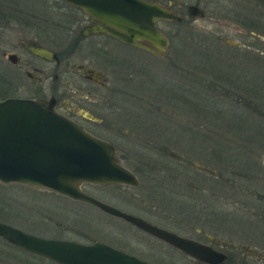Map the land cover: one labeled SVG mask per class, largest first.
Segmentation results:
<instances>
[{
	"label": "rangeland",
	"instance_id": "rangeland-1",
	"mask_svg": "<svg viewBox=\"0 0 264 264\" xmlns=\"http://www.w3.org/2000/svg\"><path fill=\"white\" fill-rule=\"evenodd\" d=\"M178 1L183 5H186L192 4L195 0ZM208 1L216 4L218 7V13H215V15L214 9L211 6L205 8L206 17L202 19L197 18L192 21L194 25L193 28H197L196 31H190L187 26L185 27L183 24H176L166 20L157 21L156 25L158 29L169 38L170 45H172L167 52V55L161 59L157 60L152 57L144 56L143 52H129L127 49L116 46L114 47L120 54H129L132 57L134 54L139 60L143 59V62L145 63L151 62L155 67L148 66L144 68L143 72L133 76L134 82L130 83L127 79L125 68H123L120 63L119 66L120 68H123L124 71L119 69V67H117L118 69L114 68L112 70L108 68L107 70L102 69L108 78V87H118L121 85L127 86V89H124L125 92L122 93L121 98L116 99V101L121 102V111L124 115H129V113L133 111L131 113L132 118L134 119H128L125 122L123 119L122 121L116 119V121L114 118H111L110 122L115 126H105L106 128H110L107 129V131L98 129L96 131L92 130V132L112 140L113 144L117 146V149L120 151V163L130 171L137 172L136 174L141 178V184L139 187L124 185L98 186L89 183H82L80 185L82 191L93 197L117 208L127 209L129 210L128 212L132 211L134 214L138 213L145 215L152 221L159 222L161 220L168 224L171 222L166 221L165 218L162 220L163 216L166 215V212L170 215L177 214V217L185 214L186 218H189L186 219V221L183 220L184 223H186L185 229L187 230V234L196 236L198 234L192 231L194 229L201 230V235L199 234L198 238L204 242H207V240L202 235L204 233L202 231H210L213 229L214 223L210 218L207 219L204 218V216H210L209 214H211L213 210L214 203L223 206L221 208L222 210H220L222 213L225 210L227 211L228 208L232 207L231 201L229 200L230 197L225 193L226 186L219 181V177L217 178L215 176L217 171H219V165H215L208 158L209 156L207 153L202 154L201 151L195 152L188 148H181L172 142L175 139L174 135H176V132H174L173 127L170 126L171 123L168 117H176V119L184 118L186 131L191 128L194 131L196 130L203 133L205 136H209L208 139L212 138L213 134L220 136L214 138L215 140H221L223 142L222 145L217 148L223 152L225 158L231 160H236L242 155L241 151L235 152V148L242 150L244 149V146L247 148L251 147V144H246L239 139V136L249 132V138H253L251 134L258 132L259 130V127L256 123H253L251 117H253L255 121L264 123V109H260L258 114L254 115L252 113L253 110L250 107H246L249 106L247 102L237 100L235 99L236 97H233L232 94L235 93L233 90L225 89L227 93L216 90L215 98L210 96L209 93H211V91H207V87H210V84L209 79L205 76L207 74L204 69L210 71V66H198L197 62L203 59L204 54L201 53L198 57L199 52H195L194 50L199 48V50L201 49L200 51L204 53L208 50L209 52L207 54L211 55L210 58H208L211 61H213L214 57L219 58L224 66L226 65V62L234 64L233 57L228 54V50L225 46H221V50L225 51V53H211L213 49L210 46L213 45V42L221 44L219 39L221 37H228L236 40L241 45H244L246 40L245 35L236 32L234 25L238 24L227 15V9L233 5L240 6L242 0ZM10 4L11 6H14L12 9L23 8L25 12H34V14L23 15L19 14V12L10 11L9 22L6 24L0 22V53L2 51H10L14 48V51H16L20 59L15 65L10 63L6 58L0 56V74L8 76L10 79H17V89L15 90V93L7 97L37 98L43 96L46 98L49 93L46 89L48 81L45 82L46 87H43V83L39 84L37 81L30 82L24 75L23 71L26 70L34 75H38L30 68V65H27V62L29 63V61L35 66H41L44 70L50 65L44 61L30 57L22 51L21 46L18 45V40L16 39L17 37H20L21 33L25 32L26 36L31 37L36 30L40 32L38 29L41 27L44 28L41 26L43 22L38 20L37 16H40L44 21H48L51 17L55 19L56 13H53L51 10L53 0H25L22 5L20 0H12ZM62 10L66 11L64 9ZM255 11L257 12V8H255ZM34 18H37V20ZM215 18L218 20L216 21ZM44 32V30H41V33ZM255 32L264 35L263 31L257 30ZM181 43H184L185 45L184 54L186 55L184 63L185 68L183 71L174 69L168 64L170 59H173V48L178 47ZM260 45V55L257 54L258 56L254 59L258 61H250L246 63L247 68H249L250 71L246 73L248 76L246 77L247 79H249L251 74L259 75L264 78V44L261 43ZM43 46L52 47L53 45L44 41ZM57 46L56 50H61L62 46ZM72 60L77 61L78 58ZM98 63L104 65V62L100 58ZM151 63H149V65ZM64 69L66 70V67L63 66L61 71ZM72 73L74 74L71 75L72 78L67 79V74H64L58 81L63 85V90L66 89L67 91L75 92L79 87H83V90H86L89 84L77 77L75 72ZM125 77L126 80H124ZM162 82H164V84L166 82L168 86V82L179 84L183 87L184 92L186 88L198 92L201 90V94L208 97V100L205 101L206 103L204 107L203 104L199 106V103L196 106L197 102L189 103V101H193V99L189 98L186 94L185 99L187 107L184 109V107L181 106L182 109H180V107L172 105L171 102H173L174 96L170 97L165 87L162 89ZM38 87H40L41 90L43 88L44 93L41 94ZM95 94L98 96L102 95L101 93ZM105 95L107 96V94ZM212 98L217 102L219 101L233 107V109L239 113L238 115H241L240 119L244 120V122L242 123L240 133H235L234 135V133L227 132V122L232 124L234 116L237 114L234 112L228 117V115L225 114V111L219 114L211 112ZM195 99L198 101L199 98L196 96ZM110 100L113 101L114 99ZM236 101L241 102V104ZM129 102H132L134 105L132 109L129 107ZM154 103L167 109L169 115H164L161 110L159 113L155 109H152L150 104ZM85 105L88 107L87 104ZM130 121L131 124H129ZM164 122L168 124H165ZM117 129L121 130V133L126 134L123 138L121 136V141L118 140L120 137L117 138V136H119ZM186 133L187 141V139L190 138V135H188V132ZM257 139L260 138L257 137ZM252 148L257 154H264V148ZM207 150H209V148ZM245 154L247 155V153ZM173 155L184 157L187 161L186 165L188 167H183L185 172V179L183 181L186 183H198L200 188L204 190L200 202L202 208L200 211L201 215L198 219H194L193 217L196 212L195 207H198L197 205L195 206L194 199L178 198L167 204L166 191H160L159 189H161V187L156 189L148 186L149 180L147 179V173H151L150 170L153 166L155 167L153 168L155 170L154 175L157 179H160L161 175L164 177V175L169 174L167 172L178 176V172L175 170H177L178 167L183 166V164L177 162L176 158V160L173 159L171 157ZM262 160L264 162V158H262ZM190 161L194 163V166L201 165L208 168L207 172L211 173L199 171L198 169L191 167V165H189ZM259 166L264 167L261 163ZM158 171H160L161 174L159 176ZM250 173L253 175L251 176L250 181H256V179H253L254 177H259L261 175L264 176V172ZM189 175L191 176L190 178L188 177ZM180 177L183 179L181 174ZM237 179L238 177L234 178V181H237ZM164 180L172 181L167 178ZM238 181L241 182L243 180L240 178ZM259 181H264V177H261ZM210 183H218V193L216 192L215 194L214 188L213 192H209L211 188V185L209 187ZM250 189L252 190L255 188L250 186ZM164 205L166 207L168 206L170 211H167V209L164 210ZM0 220L22 230L37 233L43 237L71 239L82 243H89L93 240L109 242L112 246L124 249L128 253H134L146 258L150 257L147 255V248L140 245L131 243L132 246H130L129 243H126L124 244L125 246H123L109 240L112 239L110 236H114L115 238H120L124 242L130 239V235L132 236L131 238L137 241L139 240L143 242V239L146 240L144 235L135 231L134 228L122 223L120 220L105 216L102 211L87 204L77 201L74 202L60 196H52L51 194L36 193L18 184L0 186ZM175 220L177 221L173 222L176 224L171 223L166 226L174 229L178 228V225L180 226L179 220L178 218ZM224 226L225 224H221L220 227H218L219 230L225 229ZM225 238L226 236L224 235L220 239L224 241ZM2 242L3 241L0 239V264H41L38 263L41 262L39 260L37 262L36 260L29 259V257L25 258L22 252L10 249L8 245ZM43 263L53 264L47 261H44Z\"/></svg>",
	"mask_w": 264,
	"mask_h": 264
},
{
	"label": "flooded vegetation",
	"instance_id": "flooded-vegetation-1",
	"mask_svg": "<svg viewBox=\"0 0 264 264\" xmlns=\"http://www.w3.org/2000/svg\"><path fill=\"white\" fill-rule=\"evenodd\" d=\"M148 2H155L156 4L170 10L173 12L180 20H172L176 24H183L185 26L194 27L192 21L199 18H205V8L211 6L214 9V14L218 13V7L215 3H210L208 0H195L192 4L183 5L178 0H145ZM202 3V4H200ZM0 6L2 9L8 13L10 11L19 12V14H29L33 15L34 12H25L23 8L19 9H12L14 6H9L6 0H0ZM189 6H195L203 13L200 17H192L189 15L187 9ZM257 8V12L255 11ZM62 9L66 10L63 11ZM51 10L53 13H56L55 19L51 17L48 21L42 20L40 16H37L38 20H41L43 23L41 26L44 28H37L34 32V35L31 37L26 36V33H21L18 40V45L21 46L22 51L28 54L32 58H36L40 61H44L48 63L50 66L44 70L41 66H35L30 61L27 62V65H30V68L36 72L38 75H34L31 72L26 70L23 71L24 75L28 78L30 82H38L39 84L43 83V87L45 86V82L48 81V84L45 86L46 89L49 91L48 97L39 96L38 98L43 99H50L53 100V108L54 110L61 114L62 116L70 119L71 121L75 122L79 126H81L86 132L90 135L104 140L113 145L115 150V155L119 159L120 151L117 149L112 142L108 138L95 134L92 130L96 131L98 129H102L103 131H107L106 127L115 126L110 122L111 118L115 120L122 119L126 122L128 119L132 118L131 111L129 115H124L121 111L122 106H120L121 102H117L116 99H120L122 93L125 92L124 89H127V86H112L108 87V78L106 77L105 73L102 69L107 70L110 69H119L123 70L125 68V72L127 75V79L130 82H134L133 76L143 72L144 68L146 67H155L151 62H143V59H138L136 56L133 57L129 54H120L117 49L114 47H120L127 49L129 52H143L144 56L152 57L153 59H161L167 55V52L172 47L170 45L169 38L160 32L167 38V46L162 54H154L149 52L145 49L139 48L137 46H133L126 42L121 41L120 39L110 35L104 30H96L98 27L92 17L84 12L81 11L75 5H72L64 0H53V5L51 6ZM220 12V10H219ZM216 15V14H215ZM228 17H231L238 25H234L235 30L238 34L245 35L246 40L245 44L241 45L234 39H231L234 43H226L223 41V38L228 37H221L219 40L221 43L225 44L226 46L230 47L232 50H237L240 52H247L248 56L257 57L260 55L261 51V43L264 44V40L260 39L259 37L264 38V35L258 34L255 31H263L264 33V0H242V4L240 6L233 5L229 9H227ZM37 18H34L37 20ZM217 21L218 19L215 18ZM159 21V20H157ZM156 21V23H157ZM168 21V20H166ZM215 21V22H216ZM38 24V23H37ZM157 26V25H156ZM158 28V27H157ZM41 30H44V33H41ZM47 41L52 44V47L43 46V42ZM34 46H41L47 49L52 50L55 53V58L53 60H46L42 57L36 56L30 53L27 50V47L30 45ZM57 45H61V50H56ZM64 46V47H63ZM177 51V53H176ZM184 52V43H181L178 47L173 48V59H170L169 65L174 69H178L183 71L185 68V54ZM255 52V53H253ZM15 54L17 57L16 64L20 61L16 51L14 48L10 51H2L0 56L2 58L7 59V54ZM258 54V55H257ZM136 57V58H134ZM77 61H73L72 59H77ZM99 58L104 62V65H100ZM171 58V57H170ZM153 61V60H152ZM106 62V63H105ZM123 68H120V64ZM149 63H151L149 65ZM15 64V65H16ZM106 65V66H105ZM66 67V70H62V67ZM106 67V68H104ZM72 72H75L76 76L79 77L82 81L89 84L86 90H83V87H79L77 91H67L66 89L63 90V85L58 82L61 77L65 74L66 78H72L71 75H74ZM126 80V77L124 78ZM174 87H176L175 83H172ZM40 93H44V90L38 87ZM95 93H101V96L96 95ZM107 94V96L105 95ZM124 95V94H123ZM110 99H114L111 101ZM88 107H86V105ZM152 109L161 110L164 115H169L167 109L159 106L158 104H150ZM129 107L132 109L134 107L132 102H129ZM109 115V116H108ZM124 116V117H123ZM110 118V119H109ZM107 122H106V121ZM116 120V121H117ZM177 125L179 126V135L178 137L174 135L176 139L181 142H185L186 135H185V119L179 118L176 121ZM131 124V121L130 123ZM104 126V127H103ZM106 126V127H105ZM118 140L121 139L126 135L125 133H121V130H118ZM122 136V138H121ZM251 147L256 148H264V143L260 144H252ZM247 159L245 162V172L242 175L241 182L234 181L231 179L230 181L223 183L226 186V194L230 197L231 206L227 209V211H220L223 207L221 204L214 203L213 210L210 216H204V218H210L213 223V229L208 232H204L202 235L207 240L204 242L198 238L199 234L201 235V230L194 229L192 232L198 234L196 236H192L191 234H187V230L185 229V224L183 220L186 221L185 214L179 215L177 214L170 215L166 212V215L163 216L166 221H170L171 223H175L173 221L176 218L179 220L178 228L174 229L171 228L169 225L171 223H164L161 220L158 222L152 221L150 218L146 217L145 215L141 214H134V212H128L129 210L118 208L121 211H124L128 214L136 216L149 224L155 225L161 229H164L178 237L187 238L194 242L200 243L209 247L212 251H214L217 255L214 259V263L212 264H264V181H259L263 175L259 177H254L256 181H250L252 173L250 172H264V167L259 166V164H263L264 162L262 158H264V154H260L255 152L254 150H247ZM174 159H177V162L183 164V166L178 167L177 171L178 176L167 172L169 174L164 175V177L158 171V176L161 175L160 179L154 175V166L151 167V173H147V179L149 180L148 186L150 188H156L160 191H166V199L167 204L171 203L172 200L175 199H194L196 212L193 215L194 219H198L201 215L200 211L202 210L200 202H201V195H203V189L200 188L198 183L192 182H184L185 179V172L183 167L186 168L187 161L184 157L179 155H173ZM190 161L189 165L198 169L199 171L207 172L208 168L203 167L201 165L194 166V163ZM188 167V166H187ZM136 179L139 182L138 186H130V187H139L141 178L136 174L137 172L131 171ZM213 172V171H212ZM211 173V172H207ZM214 173V172H213ZM183 177V179L180 177ZM191 177L190 175L188 176ZM171 179L172 181L164 180V179ZM9 184H17V183H9ZM7 184V185H9ZM90 184V183H89ZM1 185L0 186H7ZM21 185V184H18ZM97 185V184H93ZM112 185H124V184H112ZM210 193L213 192V188L218 193L217 186L218 183H210L209 187ZM24 186V185H21ZM99 186V185H98ZM100 186H108V185H100ZM128 186V185H124ZM250 186L254 191L250 189ZM26 187V186H24ZM29 190H32L36 193H43L47 195H55L60 196L62 198H66L68 200L76 202L77 200L70 199L68 197L56 194L51 191L41 190V189H32L26 187ZM164 189V190H163ZM159 191V192H160ZM88 194V193H87ZM159 194V193H158ZM90 195V194H89ZM212 195V194H211ZM92 196V195H91ZM216 198V196H215ZM216 200V199H215ZM80 202V201H77ZM104 202V201H103ZM198 202V203H197ZM82 203V202H81ZM106 203V202H105ZM85 204V203H84ZM108 204V203H107ZM236 204V205H235ZM88 205V204H87ZM111 205V204H109ZM90 206V205H89ZM113 206V205H111ZM115 207V206H114ZM164 210L170 211L168 206H163ZM95 208V207H94ZM117 208V207H116ZM97 209V208H96ZM99 210V209H98ZM198 211V212H197ZM103 212V211H102ZM104 213V212H103ZM105 216L113 217L117 220H120L122 223L126 224L129 227L135 229V231L141 233L145 236L146 240L143 239V242L137 241L132 236H129V240L122 241L118 237L110 236L112 239H109L111 242L120 244L125 246L124 244L135 243L140 245L148 250V257H142L136 255L134 253H128L124 249H120L119 247L112 246L109 242L98 241L103 244H106L110 247H113L117 250H120L124 253L133 255L134 257L143 260L149 264H209L203 261H200L191 255L187 254L185 251L180 249L179 247L173 245L172 243L163 240L149 232H146L135 225L115 216H111L107 213H104ZM182 223H181V222ZM1 223L7 224L10 227L16 228L23 233H27L30 235H34L41 238H53V237H43L37 233H33L30 231L22 230L14 225L2 222ZM176 224V223H175ZM221 224H225V229L219 230ZM218 228V229H217ZM226 236V238L221 240L222 236ZM128 237V236H127ZM125 238V237H124ZM0 239L10 247V249H14L20 251L24 254L25 258L29 257V259L36 260L38 263L44 264V261L49 263L57 264L43 256L37 255L35 253L26 251L17 247L16 245L8 242L4 238L0 236ZM54 239H63V238H55ZM74 241L71 239H63ZM97 240H93L95 242ZM77 242V241H75ZM89 242V243H92ZM82 243V242H78ZM83 243V244H89ZM141 243V244H138ZM30 263V262H28Z\"/></svg>",
	"mask_w": 264,
	"mask_h": 264
},
{
	"label": "water",
	"instance_id": "water-1",
	"mask_svg": "<svg viewBox=\"0 0 264 264\" xmlns=\"http://www.w3.org/2000/svg\"><path fill=\"white\" fill-rule=\"evenodd\" d=\"M64 1L90 15L98 26L96 30H104L123 42L159 55L167 46V38L157 28L156 21L180 20L170 10L145 0ZM187 11L192 17L203 14L195 6H189ZM223 41L234 43L229 38ZM27 50L46 60L55 58L52 50L41 46L31 44ZM6 57L16 64L15 54ZM9 183L51 191L88 204L172 243L200 261L212 264L217 255L205 245L178 237L82 191V183L138 186L139 182L120 163L112 144L90 135L57 113L52 98L0 99V184ZM0 236L57 264H149L98 241L83 244L41 238L1 222Z\"/></svg>",
	"mask_w": 264,
	"mask_h": 264
},
{
	"label": "trees",
	"instance_id": "trees-1",
	"mask_svg": "<svg viewBox=\"0 0 264 264\" xmlns=\"http://www.w3.org/2000/svg\"><path fill=\"white\" fill-rule=\"evenodd\" d=\"M8 2V5L11 6V1L12 0H6ZM21 5L25 0H20ZM9 18V19H8ZM10 20V13L4 11L2 9V6H0V22L3 24L8 23ZM186 27V26H185ZM187 28L190 31H196L197 28L189 27ZM190 33V32H188ZM225 46L226 49L228 50V54L233 57L234 64H229L226 62V65H222V61L219 60V58L214 57L213 61H211L209 58L211 55H208L207 53L209 52L207 50L206 53L202 52L198 49H195V52L198 53V57L200 56L201 53L204 54L203 59L199 60L197 62L198 66L204 65L207 66L209 65L210 71L208 69H204L207 75H205L209 79V84L210 87H207V91H211L210 96L215 98L216 90H219L221 92L227 93L225 89H231L235 93H233V97H236L235 99L247 102L249 106L253 110V114H258V111L260 109H264V78L260 77L259 75H253L249 76V79L246 75L247 72L249 71V68H247V62L250 61H258L254 60L256 57L248 56L247 52H240L237 50H232L230 47L226 46L223 43H215L213 42V45L210 46L213 50L211 53H225V51L221 50L222 47ZM224 47V48H225ZM185 48V45H184ZM197 50V51H196ZM184 53V52H183ZM186 56V55H185ZM209 57V58H208ZM203 67V66H202ZM17 79H10L8 76H5L3 74H0V98L11 96L15 93V90L17 89L16 87ZM162 89L165 87L166 91L169 93L170 97L174 96L172 105L175 107L178 106L181 108L184 107V109L187 107L186 106V99L185 95L187 94L189 98L193 99V101H189V103H196V106L199 103V106L203 104V107L205 105V101L208 100V97L204 96L201 94V90L198 92L196 90H190L188 88L185 89V92L183 90V87H181L179 84H176V87L170 82H168L169 86L167 83L162 82ZM196 96L199 98L198 101H196ZM211 99V112L214 113H223L225 111V114L228 115V117L233 114L234 112L237 114L234 116L233 123L230 124L227 122L226 125V130L227 132L231 133H240L241 131V126L244 120L240 119L241 115H238L236 110L233 109V107L228 106L227 104H224L222 102H217L215 99ZM247 100V101H246ZM257 100V101H254ZM259 101V102H258ZM237 102V101H236ZM241 104V102H237ZM207 105V104H206ZM195 106V107H196ZM157 112L160 113V110L155 109ZM151 112V111H150ZM152 116V113H151ZM252 121L253 123H256V125L259 127L258 132L251 134L253 138H249V132H246V134H241L239 136V139H241L243 142H245L248 145L252 144H260L264 143V123H261L259 121H255L253 117ZM170 120V126L173 127L174 132H176V136L178 137L179 135V126L177 125L176 117H168ZM165 124H168L164 122ZM185 130V135L188 132V135H190L189 139L185 142H181L178 139H174L175 144H177L179 147L183 148H188L189 150H193L195 152H202L208 154V158L216 165L218 164V169L217 174L215 175L217 178L219 177V181L221 183H226L230 181L231 179L237 178V181L242 177V175L245 172V166L246 162L245 160L247 159L246 151L247 150H254L252 147L247 148L244 146V149L238 150L235 148V152L241 151L242 155L239 156L238 159L236 160H231L229 158H225L223 152L221 150H218L217 147L222 145L221 140H215L214 138H218L220 136L213 134V137L208 139L209 136H205L203 133H200L199 131H194L191 128H189L188 131ZM259 137L260 139H257ZM221 143V144H220ZM209 148V150H207ZM173 159L174 157L171 156ZM176 160V159H175ZM177 161V160H176ZM233 161V162H232ZM248 165V164H247ZM212 171V170H211ZM225 176V177H224Z\"/></svg>",
	"mask_w": 264,
	"mask_h": 264
}]
</instances>
